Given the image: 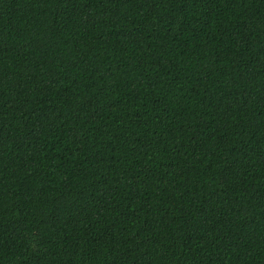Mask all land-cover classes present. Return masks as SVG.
<instances>
[{"label": "trees", "instance_id": "trees-1", "mask_svg": "<svg viewBox=\"0 0 264 264\" xmlns=\"http://www.w3.org/2000/svg\"><path fill=\"white\" fill-rule=\"evenodd\" d=\"M0 264H264V0H0Z\"/></svg>", "mask_w": 264, "mask_h": 264}]
</instances>
